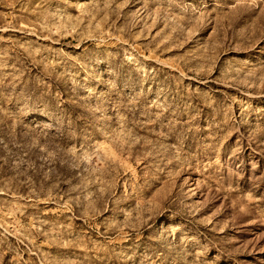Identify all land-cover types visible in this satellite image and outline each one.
<instances>
[{"label":"rangeland","instance_id":"374dc122","mask_svg":"<svg viewBox=\"0 0 264 264\" xmlns=\"http://www.w3.org/2000/svg\"><path fill=\"white\" fill-rule=\"evenodd\" d=\"M0 264H264V0H0Z\"/></svg>","mask_w":264,"mask_h":264}]
</instances>
